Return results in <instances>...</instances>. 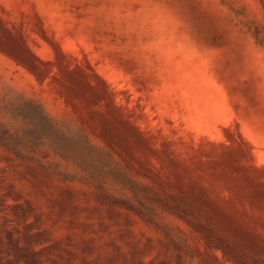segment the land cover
<instances>
[{
    "label": "rangeland",
    "instance_id": "1",
    "mask_svg": "<svg viewBox=\"0 0 264 264\" xmlns=\"http://www.w3.org/2000/svg\"><path fill=\"white\" fill-rule=\"evenodd\" d=\"M0 264H264V0H0Z\"/></svg>",
    "mask_w": 264,
    "mask_h": 264
}]
</instances>
